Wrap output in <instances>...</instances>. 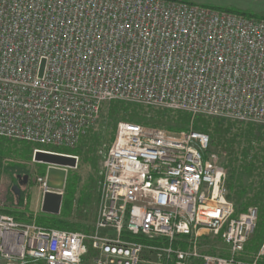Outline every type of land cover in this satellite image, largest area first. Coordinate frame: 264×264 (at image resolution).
I'll return each instance as SVG.
<instances>
[{
  "label": "built area",
  "instance_id": "2783aa9c",
  "mask_svg": "<svg viewBox=\"0 0 264 264\" xmlns=\"http://www.w3.org/2000/svg\"><path fill=\"white\" fill-rule=\"evenodd\" d=\"M113 102L264 126V19L177 0H0V138L73 150ZM209 150L192 128L118 123L92 232L0 214V264H84L89 249L93 264H264V238L245 250L258 209L235 215ZM204 234L229 255H201Z\"/></svg>",
  "mask_w": 264,
  "mask_h": 264
},
{
  "label": "rangeland",
  "instance_id": "374dc122",
  "mask_svg": "<svg viewBox=\"0 0 264 264\" xmlns=\"http://www.w3.org/2000/svg\"><path fill=\"white\" fill-rule=\"evenodd\" d=\"M128 106H131L132 111L137 110L139 113L140 111L145 112L146 115L148 114L147 118L145 119V121H143L140 117H136L133 115L119 114L115 118L117 124L122 122L134 124L132 122H136V123L138 122V124L136 125L142 127H151V128L164 130L168 133H176L191 128L193 129V124L197 120L196 118L194 119L189 116L188 117L189 123L187 125V128L183 129V127H181V125L177 123L175 124V123L150 119V116L154 115V112L161 110L152 109L145 106H135V105H128ZM103 107H104L103 111L104 113H106L108 107H110V104H104ZM182 114L186 115V113L183 112L180 115ZM207 119H211V118H207ZM99 120H100V115L98 117L97 122L93 125V127L90 128V130H88L89 132L87 131L83 135L77 147L73 149L72 154H74L73 156L77 157L76 167L73 169H67L66 184L63 191L62 204L64 199L67 198L65 189L66 190L72 189L74 191L71 202L72 205L70 210L61 209L58 218L64 220V222L72 226L74 228L73 231H81L86 233L90 232L97 215L99 193L102 182L103 160H104V155L107 151L106 148L103 147L106 142H101V143L97 142V137H98L97 129H99L98 128ZM255 126L258 127V125ZM262 140L264 142V137ZM7 146L5 150L8 155L3 158L2 162H0V191L3 190V193L4 191L5 192L9 191L8 203H12V202L16 203V197L13 195L11 186L17 184L16 177H14L15 175L18 174L22 176V174L25 173L24 175H27L28 177V185L25 188L20 189L19 205L24 207L26 210H30V209L32 210L34 199L38 201L42 199L43 196L42 189L40 185L36 183L35 180L38 177V175L42 176L44 174L46 165L37 162L34 163L33 161H31V154L33 152L32 149L37 145L25 146L17 143L15 144L13 143V141H11L9 144H7ZM209 151L210 153L217 155L220 159V162L223 165L225 152L221 151L218 148H211ZM262 166L263 168L261 167L259 168L258 173L254 176V178L247 179L246 177L241 176L240 178H237L235 181H233L232 184L229 183L226 177L224 184L227 193L226 196L228 200H231L233 205L235 204L237 207L236 202H238V200H243V198L239 195L241 194L240 187H242L246 191L248 196L253 195L254 192L258 191L259 189L264 190L263 188L264 164H262ZM247 184H250L252 186L251 190L247 188L248 186ZM229 185H231V187L233 185L236 187L234 188L233 186L232 189H230ZM240 203L242 204L240 205V207L238 206L239 209L244 206L243 201H240ZM235 205H234V210H235ZM249 206L256 207L259 211L261 209V205L250 204L248 205V207ZM34 208L36 209V211L39 210V207L36 205ZM40 216H42L41 213ZM256 230H258V223L256 225ZM256 230L249 241L251 246H253L252 241L255 238L257 232ZM188 246L190 247V244H187V247ZM197 251L201 255H212V256H223V257L225 256L227 257V255H229V248L222 243L220 238L213 237L212 235H207V234L201 235L199 239V243L197 244ZM96 255H97L96 253L94 255L90 254L88 250V254L83 259L84 264H93V259L96 257ZM190 264H200V262L193 261Z\"/></svg>",
  "mask_w": 264,
  "mask_h": 264
},
{
  "label": "trees",
  "instance_id": "16d2710c",
  "mask_svg": "<svg viewBox=\"0 0 264 264\" xmlns=\"http://www.w3.org/2000/svg\"><path fill=\"white\" fill-rule=\"evenodd\" d=\"M231 12V11H230ZM237 13V12H235ZM246 17H254L249 14L238 13ZM110 107L106 113H104V107H101L100 113V120L98 124L97 133V142H106L103 146L106 150L111 145L117 121L115 120L116 116L119 114L123 115H133L136 117H140L143 121L147 118L148 114L146 115L145 112L140 113L137 110L132 111L131 106L128 105H135L141 106L137 104L131 103H124V102H113L109 103ZM128 104V105H125ZM134 106V107H135ZM138 108V107H136ZM149 108V107H148ZM155 109V108H152ZM160 110V109H158ZM137 111V112H135ZM181 112H172L167 110H161L154 112V115L150 116V119H155L158 121H165L170 123H177L181 125V127L187 128L189 123V115L182 114ZM144 118V119H143ZM197 120L193 124V129L197 132L203 133L208 136L210 142V149L211 148H218L221 151L225 152L223 165L227 169V180L229 183L233 184L237 178L246 177L247 179L254 178V176L258 173L259 168H263L262 164H264V131L262 126H255L250 123H238L224 119H217L211 118L207 119L204 117H197ZM134 124H138V122H132ZM144 125V124H143ZM149 126V125H148ZM181 129V128H180ZM89 132V131H88ZM91 133V132H90ZM11 141L5 140L0 138V162H2L3 158L6 157L8 154L6 152V146ZM21 145H33L29 143L23 142H14ZM24 146V147H25ZM8 147V146H7ZM34 149H48L58 153L70 154L74 155L73 150L68 149H51V148H44L41 146H35ZM10 151V150H8ZM18 152V151H17ZM231 181V182H230ZM247 188L251 190V185L247 184ZM234 186V185H233ZM232 186V187H233ZM230 189H232L231 185H229ZM236 186H234L235 188ZM264 188V187H263ZM239 194L243 200H238L236 202L237 207L235 205V215L243 212L248 208V205H261L260 211L258 210V230H256L255 238L252 241L253 246L248 243L245 250L246 252H256L259 248L260 244L264 238V190H258L254 192L253 195L248 196L246 191L240 187ZM66 199H64L62 204V210L71 209L72 205V198L74 191L72 189L66 190ZM69 197V198H68ZM229 198V196H228ZM231 201V200H230ZM240 201L244 202V206L241 207ZM247 206V207H246ZM38 226H43L45 228H54L58 230H66V231H73L74 228L64 222V220L56 217H45L41 216L37 219ZM136 241L143 242L140 238H137ZM147 244L151 245H163L164 243L158 241H144ZM172 247L174 249L186 250L187 249V239L182 237H177L172 242ZM251 246V247H250ZM89 253L94 255L93 251L89 249ZM171 264V263H168Z\"/></svg>",
  "mask_w": 264,
  "mask_h": 264
},
{
  "label": "crops",
  "instance_id": "0c3cea01",
  "mask_svg": "<svg viewBox=\"0 0 264 264\" xmlns=\"http://www.w3.org/2000/svg\"><path fill=\"white\" fill-rule=\"evenodd\" d=\"M177 1H182L186 3L194 4V5H200L203 7L231 11L234 13L237 12V13L249 14V15L254 16V18L264 19V0H177ZM31 158H32V154H31ZM46 169H47V165H46ZM46 169H45V172H46ZM45 172L42 176H45ZM17 176H20V175L17 174L14 177H16L17 179L18 178ZM38 176H41V175H38ZM27 185H28V180L23 181L20 184H15L14 186L13 185L11 186L13 195L16 197V203H13V202L8 203L9 191H6V192L4 191V193H3V190L0 191V214L10 216L16 222L21 223V224H28V223L36 224L37 219L41 217L40 208H41L42 199L38 201L34 199L32 210L31 209L26 210L24 207L19 205L20 189L25 188ZM15 186L19 188V194H17L14 191ZM35 205L39 207V210L36 211V209L34 208ZM41 215L45 217L58 218V216H48L42 213ZM92 230H93V227L91 228L90 232H92ZM75 232H81V231H75ZM90 232L88 233L82 232V233L90 234Z\"/></svg>",
  "mask_w": 264,
  "mask_h": 264
},
{
  "label": "water",
  "instance_id": "95a60500",
  "mask_svg": "<svg viewBox=\"0 0 264 264\" xmlns=\"http://www.w3.org/2000/svg\"><path fill=\"white\" fill-rule=\"evenodd\" d=\"M34 161L47 165L45 172V191L42 196L40 211L44 215L58 216L62 207L67 169L76 167L75 159L36 152ZM14 191L19 194V188L17 186L14 187Z\"/></svg>",
  "mask_w": 264,
  "mask_h": 264
},
{
  "label": "flooded vegetation",
  "instance_id": "af4514ba",
  "mask_svg": "<svg viewBox=\"0 0 264 264\" xmlns=\"http://www.w3.org/2000/svg\"><path fill=\"white\" fill-rule=\"evenodd\" d=\"M18 178L16 179L17 180V184H20V183H22L23 181H27L28 180V177H27V175H24V174H22V176H17Z\"/></svg>",
  "mask_w": 264,
  "mask_h": 264
},
{
  "label": "bare ground",
  "instance_id": "6f19581e",
  "mask_svg": "<svg viewBox=\"0 0 264 264\" xmlns=\"http://www.w3.org/2000/svg\"><path fill=\"white\" fill-rule=\"evenodd\" d=\"M193 261H198L197 259L195 260V259H193V260H189L186 264H190L191 262H193Z\"/></svg>",
  "mask_w": 264,
  "mask_h": 264
}]
</instances>
